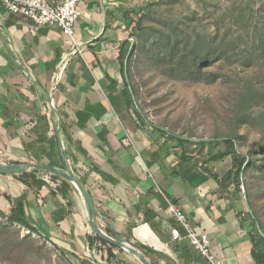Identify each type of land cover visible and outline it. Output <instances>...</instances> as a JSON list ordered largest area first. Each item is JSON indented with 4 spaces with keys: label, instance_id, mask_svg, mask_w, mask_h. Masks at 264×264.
Masks as SVG:
<instances>
[{
    "label": "crops",
    "instance_id": "obj_1",
    "mask_svg": "<svg viewBox=\"0 0 264 264\" xmlns=\"http://www.w3.org/2000/svg\"><path fill=\"white\" fill-rule=\"evenodd\" d=\"M152 1L82 0L74 42L60 28L35 25L0 5V159L6 161L0 165L73 172L94 202L97 226L150 249L144 256L150 263L210 264L182 229L173 239L180 229L173 204L195 231L209 235L220 264H257L245 193L223 180L232 158L206 162L192 151L196 146L184 153L164 145L168 136L141 130L127 107L121 47L132 12ZM17 199L25 202L30 231L56 241L72 264H142L118 250L109 261L95 254L88 207L73 186L63 197L48 182L35 192L0 175V209L10 214Z\"/></svg>",
    "mask_w": 264,
    "mask_h": 264
},
{
    "label": "trees",
    "instance_id": "obj_2",
    "mask_svg": "<svg viewBox=\"0 0 264 264\" xmlns=\"http://www.w3.org/2000/svg\"><path fill=\"white\" fill-rule=\"evenodd\" d=\"M194 1L196 7L193 8L186 4V0H155L132 12L131 30L121 47L124 81L122 93L129 112L139 128L145 132L152 130V133L168 136V141L163 143L164 145L172 142L173 148H181L184 153L189 152V146H196L192 151L206 162L232 158L233 167L223 180H231L236 189L245 193L252 218L250 229L253 242L252 256L257 264H264V219L256 205L257 201L264 199V135L246 151L240 149L243 137L238 134H230L225 140L215 138L210 141L192 142L191 139L169 131L164 123H156L153 120L150 113L151 105L147 103V95L145 97L142 91L141 82L143 86H147L155 77L170 81L215 83L220 76L212 69L217 66L237 64L248 69L253 66L264 68V24L260 25L261 27L257 23L252 24L256 9L264 16V0H224L230 3V7L219 11H216L215 0ZM220 2L221 0H218V3ZM180 4L187 8L184 17L159 20L161 23L159 28L148 24L159 9L172 12L179 9ZM212 4H216L214 9ZM203 19L212 20L213 32L207 29ZM263 96L264 89H257L252 82L245 85L240 95V109L236 115L238 124L251 123L250 107L262 100ZM222 145L224 148H221ZM17 164L21 163H11ZM42 174L48 175L58 184L55 191L63 197H67L72 190V185L62 177L36 168L19 171L14 175H0L13 177L17 182L36 192L47 185L41 177ZM9 223L21 225L30 231L23 199L14 201L10 214L0 209V264H16L15 260L17 264H26L28 258L39 256L43 248L53 251L31 234L22 236L21 230L8 226ZM42 239L65 256L56 241L43 237ZM88 241L95 254L100 258L106 257L108 261L114 256V250L129 253L102 239L95 232L88 237ZM131 246L145 257H147L145 250L151 252L139 244ZM95 256L93 257L96 258ZM68 261L70 262L69 259ZM97 262L100 260L97 259Z\"/></svg>",
    "mask_w": 264,
    "mask_h": 264
},
{
    "label": "rangeland",
    "instance_id": "obj_3",
    "mask_svg": "<svg viewBox=\"0 0 264 264\" xmlns=\"http://www.w3.org/2000/svg\"><path fill=\"white\" fill-rule=\"evenodd\" d=\"M215 2L217 3L216 11L230 7V3L227 1L221 0L218 3V0H215ZM186 4L193 8L196 7L194 0H186ZM179 6H181L179 9L172 12L159 9L148 21V24L159 28L161 26L159 20H167L168 17H184V14H187L185 12L187 8L182 7L181 4ZM215 7L216 4H212V9ZM254 13L252 24L257 23L261 27L260 25L264 24V16H261L263 14L258 13L257 9ZM203 22L204 25H207V29L213 32L214 23L212 20L203 19ZM212 71L220 76L215 83L170 81L162 77L153 78L147 86H143L141 82L142 91L145 93V97L147 95V103L151 105L150 113L156 123H164L169 131L191 139L192 142L210 141L215 138L225 140L230 134H238L243 137L240 149L246 151L252 143L261 140L264 135V96L262 100L255 102L250 107L251 123L242 125L236 122V115L241 103L240 95L248 82H252L257 89H264V68L253 66L248 69L244 66L231 64L223 67L217 66ZM221 148H224V145ZM0 162L6 161L0 159ZM7 164L12 166L10 163ZM256 205L264 219V199L257 201ZM8 226L20 229L22 236L31 234L53 250L50 252L45 248L41 249V254L34 258H28L26 264L71 263L51 244L38 238L25 227L11 223ZM15 263H18L17 260Z\"/></svg>",
    "mask_w": 264,
    "mask_h": 264
},
{
    "label": "built area",
    "instance_id": "obj_4",
    "mask_svg": "<svg viewBox=\"0 0 264 264\" xmlns=\"http://www.w3.org/2000/svg\"><path fill=\"white\" fill-rule=\"evenodd\" d=\"M81 1L62 0L59 4L52 5L46 0H0V5L12 15L29 20L35 25L58 27L74 42L75 25L83 16V11L79 6ZM75 50L82 53L77 47ZM45 180L54 188L58 185L48 175ZM169 210L180 225V229L173 230V239L178 240L181 237L180 230L182 229L186 238L191 241L193 247L200 252L202 257L206 258L210 264H220L211 251L209 235L205 232L195 231L191 227L187 215L176 205L170 204Z\"/></svg>",
    "mask_w": 264,
    "mask_h": 264
},
{
    "label": "water",
    "instance_id": "obj_5",
    "mask_svg": "<svg viewBox=\"0 0 264 264\" xmlns=\"http://www.w3.org/2000/svg\"><path fill=\"white\" fill-rule=\"evenodd\" d=\"M30 168H36L40 169L42 171L48 172L53 175H58L68 181L73 188L83 197L89 212V219H90V225L93 231L99 235L102 239L108 241L111 244H114L116 246H119L135 256L142 264H151L136 248L131 246L130 244L126 243L123 239L116 236L115 238L110 237L106 235L95 223V220L99 218V214L97 212V209L94 205V202L81 182V180L71 171H61L53 166L50 165H40V164H17V165H0V174H6V175H14L19 171H25ZM37 236V235H36ZM40 238L39 236H37ZM49 243V242H48ZM50 244V243H49Z\"/></svg>",
    "mask_w": 264,
    "mask_h": 264
}]
</instances>
